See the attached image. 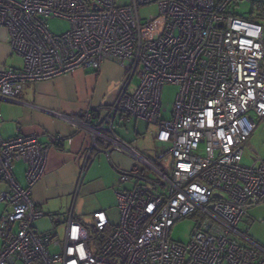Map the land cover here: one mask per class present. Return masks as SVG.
<instances>
[{"label":"built area","instance_id":"2783aa9c","mask_svg":"<svg viewBox=\"0 0 264 264\" xmlns=\"http://www.w3.org/2000/svg\"><path fill=\"white\" fill-rule=\"evenodd\" d=\"M250 0H0V28L8 32L22 69L0 70V99L17 101L28 82L99 71L107 61L125 71L118 98L104 118L92 106L86 120L93 152L114 150L132 158L120 173V220L103 211L88 226L71 213L63 241L41 234L46 213L32 199L42 180L50 136L0 138V264H264V248L244 245L239 232L249 208L264 204V157L256 150L243 165L245 145L264 120V24L244 19L232 5ZM156 4L157 17L143 20L140 6ZM71 28L54 35L48 22ZM139 77L132 89L133 79ZM180 90L171 118L163 117V88ZM117 116L158 126L166 150L153 161L114 132ZM3 117L0 113V122ZM27 164L23 188L16 162ZM191 217L197 226L187 244L170 238L175 223ZM53 222L57 223L56 217Z\"/></svg>","mask_w":264,"mask_h":264},{"label":"crops","instance_id":"0c3cea01","mask_svg":"<svg viewBox=\"0 0 264 264\" xmlns=\"http://www.w3.org/2000/svg\"><path fill=\"white\" fill-rule=\"evenodd\" d=\"M8 37L7 30L0 28V70L22 69L23 59L12 53ZM124 78V69L116 62L107 61L99 71L81 69L53 80L25 83L17 101L0 99L3 117L0 122L1 139L34 135L42 146L49 145L50 136L62 139L59 145L48 146L45 174L32 189L34 203L46 213L35 225L39 233L53 235V227L64 224L71 213L85 226L92 223V215L98 211L105 212L111 223L119 222L120 208L116 192L128 188V185L120 184V173L130 170L133 160L98 143L102 151L93 152L94 161L82 176L93 138L87 129L74 126L67 118L84 122L92 106L102 108L99 117L104 118L107 109L115 104ZM140 122L134 119L124 121L120 116L115 120L117 125H132L134 134L127 139L128 144L136 145V150L143 154L136 139V135L141 133ZM159 145L163 146V150L156 157L168 147L164 143ZM26 170L25 162H16L14 176L23 188L27 186ZM6 190L0 178V193ZM258 205L261 204L251 206L249 211L255 210ZM0 206L1 217L3 203ZM53 217L58 219L57 223L53 222ZM247 218L241 224H247L249 216ZM45 220L52 226L41 231ZM240 225L239 232L248 239L241 241L244 245L264 248L249 234V230H244Z\"/></svg>","mask_w":264,"mask_h":264},{"label":"rangeland","instance_id":"374dc122","mask_svg":"<svg viewBox=\"0 0 264 264\" xmlns=\"http://www.w3.org/2000/svg\"><path fill=\"white\" fill-rule=\"evenodd\" d=\"M129 1L130 0H122L123 3ZM256 1L258 0H250L238 3L237 6L232 5V11L242 18L249 20L252 17H256V15L259 13L258 4L256 3ZM140 15L141 19L143 20H146L151 16L157 17L159 15V8L156 4L149 6H140ZM48 24L50 31L54 35L65 34L71 28L70 22L65 19L50 20ZM139 82V77L136 76L133 80V87L131 90H133L134 87L138 86ZM179 90V86L172 84H166L163 88L162 103L163 108L167 109V112L163 115L165 119L171 118L172 106L175 103L176 96ZM129 124H115L114 127V132L116 133V135L119 138L123 139V141H125L126 143H130L127 139L129 138V136H132L134 134V130L131 128L132 125ZM139 124V130L141 131V133L136 135V139L138 140L137 144L139 145L142 153L147 158L154 161L157 153L163 150V146L159 145L158 141H156L155 139L158 133V126L150 125L143 121H141ZM132 147L135 148L136 145H132ZM253 150H256L258 152L257 155L264 157V120L258 123V127L254 132V135L247 141L245 145L243 165L252 166L254 164L257 155L253 153ZM248 216V223L241 224L240 226L244 230H249V234L259 243L264 245V204L258 205L255 210L251 209V212L249 211ZM47 220L42 223L40 227L41 231H45L51 228L52 225H48ZM196 226L197 223L191 217L181 219L174 224L171 230V240L173 242L187 244L190 241L191 234ZM53 230L54 231L52 233L54 236H56L55 239L63 241L65 224L57 225L56 227H53Z\"/></svg>","mask_w":264,"mask_h":264},{"label":"trees","instance_id":"16d2710c","mask_svg":"<svg viewBox=\"0 0 264 264\" xmlns=\"http://www.w3.org/2000/svg\"><path fill=\"white\" fill-rule=\"evenodd\" d=\"M256 3L258 4L259 13L256 15V17H252L249 20L264 24V0H258Z\"/></svg>","mask_w":264,"mask_h":264},{"label":"bare ground","instance_id":"6f19581e","mask_svg":"<svg viewBox=\"0 0 264 264\" xmlns=\"http://www.w3.org/2000/svg\"><path fill=\"white\" fill-rule=\"evenodd\" d=\"M34 202V201H33Z\"/></svg>","mask_w":264,"mask_h":264}]
</instances>
